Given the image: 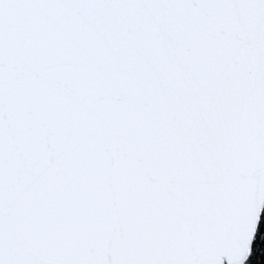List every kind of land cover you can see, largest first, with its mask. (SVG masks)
Here are the masks:
<instances>
[{"label": "snow or ice", "instance_id": "6c2138e0", "mask_svg": "<svg viewBox=\"0 0 264 264\" xmlns=\"http://www.w3.org/2000/svg\"><path fill=\"white\" fill-rule=\"evenodd\" d=\"M264 207V0H0V264H245Z\"/></svg>", "mask_w": 264, "mask_h": 264}, {"label": "trees", "instance_id": "16d2710c", "mask_svg": "<svg viewBox=\"0 0 264 264\" xmlns=\"http://www.w3.org/2000/svg\"><path fill=\"white\" fill-rule=\"evenodd\" d=\"M245 264H264V209L252 245V251Z\"/></svg>", "mask_w": 264, "mask_h": 264}, {"label": "water", "instance_id": "95a60500", "mask_svg": "<svg viewBox=\"0 0 264 264\" xmlns=\"http://www.w3.org/2000/svg\"><path fill=\"white\" fill-rule=\"evenodd\" d=\"M263 209H264V207H262V208H261V211H260V217H259V220H258V223H257V229H258V227H259V223H260V219H261V215H262ZM256 233H257V230H256ZM256 233H255V235H254V238H253V241H252V245H253V242H254V239H255ZM251 247H252V246H251ZM248 258H249V257H248ZM245 262H246V261H245ZM225 264H226V262H225Z\"/></svg>", "mask_w": 264, "mask_h": 264}]
</instances>
